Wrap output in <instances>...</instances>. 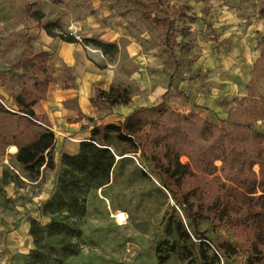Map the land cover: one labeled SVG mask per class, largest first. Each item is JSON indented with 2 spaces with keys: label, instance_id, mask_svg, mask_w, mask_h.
<instances>
[{
  "label": "rangeland",
  "instance_id": "1",
  "mask_svg": "<svg viewBox=\"0 0 264 264\" xmlns=\"http://www.w3.org/2000/svg\"><path fill=\"white\" fill-rule=\"evenodd\" d=\"M32 3H38L34 10L46 14L44 24L60 21L64 32L79 39L101 40L100 29L104 33L112 28L110 39L113 42L109 43L118 44L120 54L114 59L105 56L103 60L102 51L94 46H64V49L59 39L53 45L39 40V47H36L33 42H37L38 37L27 34L35 23L22 15ZM263 3L264 0H171L169 8L157 13L160 17L166 14L175 17L177 10L184 9L189 17L199 18L196 22L189 18L178 22L181 31L176 34L177 41L191 43L194 50L191 54L178 52L183 65L176 70L164 44L162 28L143 22L138 6L126 0H63L60 5L51 0H0V95L19 94L20 89L12 77L19 78L23 72L32 75L29 63L19 64L31 46L37 50L43 47L61 49L68 57H75L80 51L91 56L93 61L98 59L105 63L100 67L105 75L96 89L102 90L101 87H107L110 81L129 87L133 93L131 100L134 96L139 98L134 101L138 106L142 99L148 106L162 101L163 96L154 95L165 78L157 74V64L162 63L170 82L171 77L174 80L166 97L168 104L176 111L198 113L219 124L220 120L227 119L236 101L249 98L264 106V77L254 78L253 71L264 50V18L260 13ZM98 10H106L108 15L95 21L91 16ZM106 63L111 65L108 75ZM134 72L144 74L142 80L147 84L150 80L152 88H140L139 75H136L138 84L125 81L126 75ZM64 77L73 79L69 72L64 73ZM66 85L68 87L69 83ZM59 89L57 85L52 88L54 101L62 96ZM62 98L67 102L66 96ZM5 99L8 106L15 107L10 98ZM70 108L77 113L75 106ZM115 108L103 103L96 109V115L100 121L121 124L124 121H118L129 112L122 110L120 115ZM64 110L53 112L55 118L65 115V121L72 124L74 120L69 118L72 112ZM41 120L50 123L45 118ZM50 125L56 135L59 129ZM226 127L233 129L230 123H226ZM257 128L264 131V118L259 120ZM62 138L68 145L77 141L71 135ZM15 152V148L8 146L0 155V179L3 174L7 175V183L0 180V264H26V257L34 249L30 222L36 219L42 225L49 224L50 219L41 215L42 204L55 193L62 169L61 146L54 152L55 170L42 167L38 179L17 162L18 152ZM185 159L181 161L188 162ZM254 169L257 173L260 167L256 165ZM217 176L220 177V173ZM178 215H182L180 209L159 178L150 173L149 165L139 155H128L113 170L108 185L89 190L86 215L79 218L74 232L80 231V236L62 235L49 239L47 244L56 250L55 257L63 264H158V250L164 254L176 240L178 253L171 254L167 264H218L210 252L206 259L187 258L189 250L193 245L197 247L198 242L193 237L190 243L177 241ZM199 231L220 245H232L223 256L226 264H264L250 257L247 233L242 228L215 226L211 220L201 225Z\"/></svg>",
  "mask_w": 264,
  "mask_h": 264
},
{
  "label": "trees",
  "instance_id": "2",
  "mask_svg": "<svg viewBox=\"0 0 264 264\" xmlns=\"http://www.w3.org/2000/svg\"><path fill=\"white\" fill-rule=\"evenodd\" d=\"M126 1L138 6L143 22L162 28L169 57L176 70H180L183 63L178 52L191 54L194 46L177 41L176 34L181 31L178 22L188 18L196 22L199 18L189 17L184 9L177 10L175 17L169 14L160 17L157 13L169 8L171 0ZM51 2L63 4V0ZM37 5L28 4L22 15L49 37L85 48L94 46L112 59L120 54L116 43H105L100 38L79 39L64 32L60 21L44 24L46 15L34 10ZM260 13L264 18V3ZM49 58V53L31 46L30 52L19 61L20 65L30 64L32 75L23 72L19 78L12 77L20 89L19 94H10L14 112L6 108V99L0 95V155L8 146L15 148L17 162L34 179L40 177L42 167L51 171L56 168V135L50 123L41 120L34 111L37 104L46 100L49 85L55 80L54 72L48 68ZM253 71L254 78L264 77V50ZM173 83L171 77L168 92L160 104L133 111L121 124L95 126L90 137L81 142L77 154H61L62 169L56 191L41 209V215L50 222L42 225L39 220H31L34 249L26 257V264H52L53 261L63 264L47 241L62 235L80 236V231L74 232L79 218L86 215L89 190L108 185L113 170L128 155H139L149 165L150 173L159 178L180 209L177 241L190 243L193 237L198 242L197 247L193 245L189 250L187 258L206 259L210 252L220 264L219 255L226 256V249L232 247L230 243L220 245L200 234L199 227L213 220L215 226L242 228L247 233L250 257L264 262V131L257 128L259 120L264 118V106L244 98L234 103L227 119L216 124L198 113L174 110L166 101ZM132 95L129 87L114 84L108 92L96 89L90 103L93 107L103 103L110 107L129 105ZM226 123L232 124L233 129L229 130ZM183 158L188 162L183 163ZM256 165L260 167L258 173L254 171ZM6 179L7 175L3 174L0 180L7 183ZM171 236L169 232L168 237ZM178 248L175 240L164 254L158 250V264H167Z\"/></svg>",
  "mask_w": 264,
  "mask_h": 264
},
{
  "label": "crops",
  "instance_id": "3",
  "mask_svg": "<svg viewBox=\"0 0 264 264\" xmlns=\"http://www.w3.org/2000/svg\"><path fill=\"white\" fill-rule=\"evenodd\" d=\"M106 15H108V12L106 10H104V11L98 10V12L95 15L91 16V18H94V20L96 21V19H98V20L104 19ZM47 24H50V23H47ZM30 28H31V30L27 32V34H29V37H38L37 42H33L35 46L37 45L39 47V44H38L39 40L40 41L46 40V42H49L50 45L55 44L53 42L56 41V39L49 37L46 34V32L43 31V29L37 28V27L34 28L33 26H31ZM100 28L101 27H99V29ZM110 31H112V28H107L104 31V33H103L102 29H100V32L98 33V35L101 36V40L103 42H106V43L113 42L110 39V37H111ZM99 36H97V37H99ZM49 40H51V41H49ZM62 43H64V42H62ZM64 46L67 48L72 47V46L73 47L76 46V48H77V46L81 47V45H73V44H67V43H64L63 48H64ZM40 51H45V52L50 54V58H49V62H48V68H49V70L54 72L55 80H54V82H52L49 85L46 100H43L39 104H37L34 107V111H35L37 116L44 117L52 125H54L57 130L59 129V132L56 133L55 147L57 148V147L61 146V151H63V153H68L71 155L77 154L79 152L81 142L87 140L90 137V132L95 126L108 125V124H119V123H115V122L108 123V122L100 121L96 115V109L98 107L94 108L90 103V99L94 95L93 91L96 89V86L100 87V85H101L100 80L105 75L104 74L105 70H101V68H100L101 66H105V63H103V61H99L98 59H95V61H93L90 58L91 56L87 55L86 53H81L80 51H77V55L75 57L74 56H69V57L66 56V54L61 49L57 51L56 49H49V48L43 47V50H40ZM96 52H99V51H96ZM101 57L103 60L105 59V55L103 54V52H101ZM109 63H111V61ZM106 64L108 65V69H107V75H108V73L111 71L109 69L111 67V65H109L108 63H106ZM157 66H158L157 74H159V75L162 74L165 78L162 79L163 84H160L157 86V88H156L157 90L154 93V95L157 97H162V96L164 97V95L167 93V90L169 89L171 82H170L167 74L165 73V71L162 68L163 64L160 63V64H157ZM66 72L71 73L73 79L70 80L68 78H65L64 73H66ZM136 75H139V77H141V81H142L143 86L141 83H139L140 81H138V79L136 78ZM144 77H145L144 74H141V72H138V73L134 72L133 74L128 73L126 75L125 81L127 80L128 82H135L136 84L139 83L138 84L139 87L142 88L143 90L151 89L152 88V86L150 85L151 81L149 80L150 83L147 84L146 82H144L142 80V78H144ZM67 82L69 83L68 87L66 85ZM113 84H115V83L110 81L108 83L107 87L103 86L101 88L103 91L108 92L111 89ZM55 85H57V86H59V88H61L58 91L61 93L62 96L67 97V100H66L67 102L64 101V98H62V96L60 98H57L54 101V99L52 98V95H53L52 94V91H53L52 88ZM2 96L5 98H10V94L5 95L3 93ZM136 99H139V98L134 96L133 101L131 100L129 105L115 106L116 112L120 113V115H121L122 110H128V112L130 114L139 108L154 107V106H156L162 102L161 101L160 103H158L154 106H148V105H145L143 103L145 99H142L143 100L142 104L138 106L137 102L134 103V101H136ZM68 102L70 103V104H68L69 107L65 108L66 104ZM62 105H64V107H61ZM71 106L76 107L77 113H75V112L73 113V110L70 108ZM61 108L65 109L64 110L65 113L68 111L72 112L70 115L71 117H69V118H73V120H74V122L72 124H69L68 122L65 121L66 120V117L64 118L65 115H62L60 117L55 118V114L53 112H57ZM115 110H114V112H115ZM128 115L123 116L120 119V121H118V122H121V121L123 122ZM88 119H92L93 122L88 123V121H89ZM57 123L59 125H57ZM60 125L64 126V128L61 129ZM66 135H71V136L75 137V139H77V141H74L70 145L64 144V140L62 137L66 136Z\"/></svg>",
  "mask_w": 264,
  "mask_h": 264
},
{
  "label": "built area",
  "instance_id": "4",
  "mask_svg": "<svg viewBox=\"0 0 264 264\" xmlns=\"http://www.w3.org/2000/svg\"><path fill=\"white\" fill-rule=\"evenodd\" d=\"M4 105H5V104H4ZM5 106H6V108H7L8 110L14 112V111H13V108H14L13 106H10V105H9V106H8V105H5ZM257 173H258V172H257ZM123 218H124V219H127V217H126L125 214H123ZM219 258H220V264H226V263H225V259H224L222 256L219 255Z\"/></svg>",
  "mask_w": 264,
  "mask_h": 264
},
{
  "label": "water",
  "instance_id": "5",
  "mask_svg": "<svg viewBox=\"0 0 264 264\" xmlns=\"http://www.w3.org/2000/svg\"><path fill=\"white\" fill-rule=\"evenodd\" d=\"M117 160H119V159H117Z\"/></svg>",
  "mask_w": 264,
  "mask_h": 264
}]
</instances>
